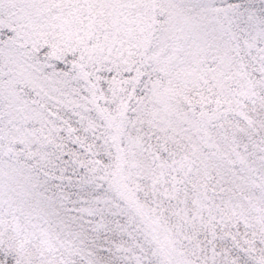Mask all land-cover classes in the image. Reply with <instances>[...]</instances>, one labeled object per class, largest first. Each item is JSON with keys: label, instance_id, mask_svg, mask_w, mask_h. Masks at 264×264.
Returning a JSON list of instances; mask_svg holds the SVG:
<instances>
[{"label": "snow or ice", "instance_id": "obj_1", "mask_svg": "<svg viewBox=\"0 0 264 264\" xmlns=\"http://www.w3.org/2000/svg\"><path fill=\"white\" fill-rule=\"evenodd\" d=\"M0 264H264V0H0Z\"/></svg>", "mask_w": 264, "mask_h": 264}]
</instances>
